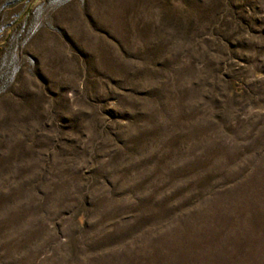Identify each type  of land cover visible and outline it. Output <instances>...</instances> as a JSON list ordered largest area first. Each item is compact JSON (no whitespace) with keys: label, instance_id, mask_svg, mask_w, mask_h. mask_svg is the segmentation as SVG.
Listing matches in <instances>:
<instances>
[{"label":"rangeland","instance_id":"374dc122","mask_svg":"<svg viewBox=\"0 0 264 264\" xmlns=\"http://www.w3.org/2000/svg\"><path fill=\"white\" fill-rule=\"evenodd\" d=\"M0 264H264V0H0Z\"/></svg>","mask_w":264,"mask_h":264}]
</instances>
